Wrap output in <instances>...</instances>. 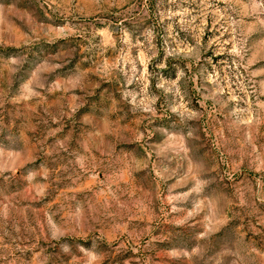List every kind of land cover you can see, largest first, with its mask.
I'll return each instance as SVG.
<instances>
[{"label": "rangeland", "instance_id": "374dc122", "mask_svg": "<svg viewBox=\"0 0 264 264\" xmlns=\"http://www.w3.org/2000/svg\"><path fill=\"white\" fill-rule=\"evenodd\" d=\"M0 264H264V0H0Z\"/></svg>", "mask_w": 264, "mask_h": 264}]
</instances>
